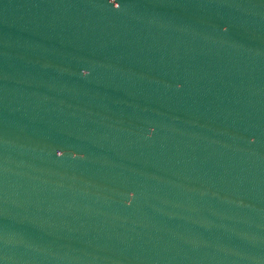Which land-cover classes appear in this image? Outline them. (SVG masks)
<instances>
[{
    "label": "water",
    "instance_id": "water-1",
    "mask_svg": "<svg viewBox=\"0 0 264 264\" xmlns=\"http://www.w3.org/2000/svg\"><path fill=\"white\" fill-rule=\"evenodd\" d=\"M0 264H264V0H0Z\"/></svg>",
    "mask_w": 264,
    "mask_h": 264
}]
</instances>
